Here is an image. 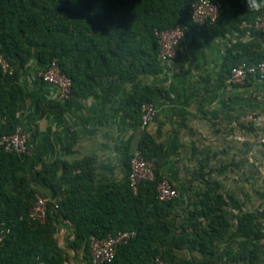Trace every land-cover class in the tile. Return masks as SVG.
<instances>
[{
    "label": "trees",
    "instance_id": "trees-1",
    "mask_svg": "<svg viewBox=\"0 0 264 264\" xmlns=\"http://www.w3.org/2000/svg\"><path fill=\"white\" fill-rule=\"evenodd\" d=\"M196 1L0 0V54L13 68L12 75L0 70V138L22 126L29 93L21 76L32 62L39 71L53 61L58 64L71 80L69 100L101 93L106 104L108 97L131 85L119 104L123 116L140 125L141 104L155 103L168 94L163 85L140 86L145 77H168L158 58L155 29L182 30L176 54L181 48H203L215 38L233 36L235 41H227L219 67L223 84L236 66L264 60V35L252 27L264 10L250 12L244 0H212L221 5L217 18L198 28L190 16ZM252 79L232 87L248 86ZM37 109L62 110V100H38ZM27 146L24 155L0 148V264H63L69 254L55 239L62 220L73 226L66 248L83 253L85 259L91 237L133 230L134 238L118 247L110 264H152L157 255L169 264H264V249L259 247L264 232L257 225L259 219L264 221L263 210L229 216L216 188L206 183L179 209L174 200L156 199L167 153L147 131L136 149L154 162L156 179L140 183L136 193L128 182L129 141L122 145L126 173L119 182L94 183L92 157L72 165L62 158L36 160L28 140ZM76 169L80 173L72 172ZM36 194L55 201L56 206L49 204L44 222L28 217ZM225 240L231 243L220 248Z\"/></svg>",
    "mask_w": 264,
    "mask_h": 264
},
{
    "label": "crops",
    "instance_id": "crops-1",
    "mask_svg": "<svg viewBox=\"0 0 264 264\" xmlns=\"http://www.w3.org/2000/svg\"><path fill=\"white\" fill-rule=\"evenodd\" d=\"M227 35L213 39L203 48H181L175 59V70L169 80L142 78L140 86L163 85L168 94L155 101L157 114L154 121L143 128L134 125L123 116L119 104L131 85H124L120 94L110 96L103 103L101 93L84 99L62 100V110L37 109V101H55L56 91L43 84L37 74L38 64H28L21 76V83L29 93L21 115L22 128L36 160L50 161L62 158L67 164L92 157L94 183L119 182L125 177L121 157L123 144L129 141V153H133L144 131L149 132L166 150L160 172L166 177L177 196L176 209L184 206L189 195L188 182L179 173L178 160L185 158L183 151L198 138L207 134L209 127L233 125L239 137L243 117L250 113L253 125L252 100L247 93L264 85V78H253L247 91L219 81V67L227 41ZM258 119L254 118V124ZM190 146V147H191ZM63 172V169H62ZM72 172L80 173L79 169ZM73 226L65 220L56 229L57 244L69 254L71 264H86L83 253H73L67 247Z\"/></svg>",
    "mask_w": 264,
    "mask_h": 264
},
{
    "label": "built area",
    "instance_id": "built-area-1",
    "mask_svg": "<svg viewBox=\"0 0 264 264\" xmlns=\"http://www.w3.org/2000/svg\"><path fill=\"white\" fill-rule=\"evenodd\" d=\"M220 6V3L216 1L198 0L190 6L191 19L198 28L211 25L217 18ZM244 26L245 24L243 23L241 27ZM252 27L264 35V16L257 18ZM154 36L159 47L158 58L163 63L167 74L171 75L175 70V59L177 56L175 47L183 37V32L178 26L170 30L155 29ZM231 40L235 41V38ZM0 70L8 75L13 74V68L1 54ZM37 76L40 81L56 91L58 99L66 101L71 98V80L61 72L55 61L51 62L46 70L39 71ZM248 77L264 78V60L251 65L241 64L236 66L231 70L224 83L229 86L241 85L245 83ZM167 79L169 80V77ZM140 113V125L143 128L147 127L156 117L157 108L155 103H142ZM260 141L264 144V136L261 137ZM0 148L6 152L19 155L28 154L27 136L23 128L18 126L13 134L0 138ZM129 166L128 182L134 193L137 192L140 183L156 179L154 162L144 159L137 149L132 153ZM176 196L177 193L173 185L166 177H163L156 185V199L159 202H170L175 200ZM49 204L56 206L55 201L51 197L36 194L34 203L28 211V217L36 222H44L47 217ZM134 236L135 232L133 230H119L114 234H108L102 239L91 237L86 264H110L114 260L118 247L126 245ZM63 264H71L69 257L64 259ZM152 264L169 263L157 255L152 259Z\"/></svg>",
    "mask_w": 264,
    "mask_h": 264
},
{
    "label": "rangeland",
    "instance_id": "rangeland-1",
    "mask_svg": "<svg viewBox=\"0 0 264 264\" xmlns=\"http://www.w3.org/2000/svg\"><path fill=\"white\" fill-rule=\"evenodd\" d=\"M243 88L242 91H247L249 86ZM247 96L253 102V125L251 114L247 113L240 127V141L233 125L220 127L216 123L209 127L210 133L197 139V144L186 146L185 158L177 163L179 173L188 182L189 195L205 183L211 184L225 202L224 209L229 216L264 211V144L260 141L264 136V85L256 86ZM254 118L258 119L256 125ZM234 225L232 220L230 232ZM257 225L264 232V221L259 219ZM228 241L219 243L220 248L229 245ZM259 247L264 249V238ZM180 254L186 255V252ZM194 256L198 258L197 254Z\"/></svg>",
    "mask_w": 264,
    "mask_h": 264
},
{
    "label": "clouds",
    "instance_id": "clouds-1",
    "mask_svg": "<svg viewBox=\"0 0 264 264\" xmlns=\"http://www.w3.org/2000/svg\"><path fill=\"white\" fill-rule=\"evenodd\" d=\"M244 2L250 12H260L264 10V0H244Z\"/></svg>",
    "mask_w": 264,
    "mask_h": 264
}]
</instances>
